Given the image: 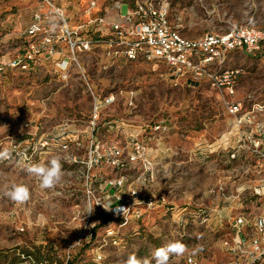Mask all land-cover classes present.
Wrapping results in <instances>:
<instances>
[{
  "label": "rangeland",
  "instance_id": "obj_1",
  "mask_svg": "<svg viewBox=\"0 0 264 264\" xmlns=\"http://www.w3.org/2000/svg\"><path fill=\"white\" fill-rule=\"evenodd\" d=\"M49 1L0 0L1 53L26 49L25 31L36 14L42 31L55 36L61 17L70 29L82 27L81 35L105 33L98 19L116 20L121 0ZM167 1L170 21L188 38L249 24L264 29V0ZM127 9L122 3L120 14ZM77 58L66 77L51 58L0 73V151L9 152L0 158L2 264L23 247L52 252L53 264H121L130 253L151 259L155 248L177 240L188 251L170 264H228L235 219L264 214V47L226 55L224 68L239 70L230 97L241 104L236 114L207 81H175L162 64L113 62L99 47ZM113 146L120 150L118 164ZM56 155L62 180L42 189L26 168ZM120 177L125 190L163 194L172 209L147 211L137 227L120 228L114 244L94 204ZM14 183L29 188L26 203L3 195ZM98 253L102 259L95 261Z\"/></svg>",
  "mask_w": 264,
  "mask_h": 264
},
{
  "label": "built area",
  "instance_id": "obj_2",
  "mask_svg": "<svg viewBox=\"0 0 264 264\" xmlns=\"http://www.w3.org/2000/svg\"><path fill=\"white\" fill-rule=\"evenodd\" d=\"M45 1L50 3L49 0ZM122 3L128 6L126 15L120 14ZM56 11L61 16L58 8ZM115 13L116 20L98 19L106 32L96 36L81 35L82 27L70 29L64 17H61V33L55 36L45 29L42 31V16L36 14L25 31L30 38L26 49L16 55L0 52V73L13 69L29 70L42 65L45 58H51L62 77H66L71 63L78 62L80 52L99 47L101 53L113 62L141 61L154 66L162 64L175 81L205 80L221 95L223 105L229 113L236 114L240 111V102L230 98L235 92L239 70L224 68L226 55L237 49H262L264 29L249 24L226 32H207L201 37L188 38L170 21L167 0H121L115 6ZM62 43H65L67 50L60 45ZM160 128L161 124L155 129ZM111 150L112 162L118 164L120 150L116 146ZM136 158L137 155L131 156V160ZM149 163L146 160L144 165ZM147 170H150L149 166ZM110 184L112 192H109L107 198L99 197L94 207L104 226L106 237L112 239L114 244L117 243L119 229L137 227L147 211L160 207L167 211L172 209L163 194L142 193L135 187L125 190L123 177ZM259 185L264 194V179ZM119 208L126 209L122 213L116 211ZM92 228L89 229V236L93 235ZM233 228L234 241L227 249L233 253L234 258L228 264H264V214L253 219L238 216ZM101 259L102 255L96 254L94 260ZM188 262H192L190 257Z\"/></svg>",
  "mask_w": 264,
  "mask_h": 264
},
{
  "label": "clouds",
  "instance_id": "obj_3",
  "mask_svg": "<svg viewBox=\"0 0 264 264\" xmlns=\"http://www.w3.org/2000/svg\"><path fill=\"white\" fill-rule=\"evenodd\" d=\"M9 155L7 149L0 151V158ZM62 157L53 156L50 161L45 164L35 163L29 164L26 168L27 172L39 180V186L42 189H55L60 184L63 177ZM3 195L17 204H24L30 199V190L22 184H12L6 186ZM126 208L116 209L117 212H124ZM111 210V209H106ZM188 251L187 245L181 241H171L165 245L154 249L151 259L148 257H140L136 253L128 254L127 258L121 264H170L171 257L183 256Z\"/></svg>",
  "mask_w": 264,
  "mask_h": 264
},
{
  "label": "trees",
  "instance_id": "obj_4",
  "mask_svg": "<svg viewBox=\"0 0 264 264\" xmlns=\"http://www.w3.org/2000/svg\"><path fill=\"white\" fill-rule=\"evenodd\" d=\"M20 253L22 254V256H24L23 258L19 257L21 256V254L14 256L12 255L8 264H18V263L22 264V262H24L28 258H31V260H33V264H53L54 262H58V259L53 255L52 252H50L47 255H42L39 252L34 254L31 251H29L28 248L23 247L21 248ZM2 263L3 262H1L0 260V264ZM69 264H71V262Z\"/></svg>",
  "mask_w": 264,
  "mask_h": 264
}]
</instances>
